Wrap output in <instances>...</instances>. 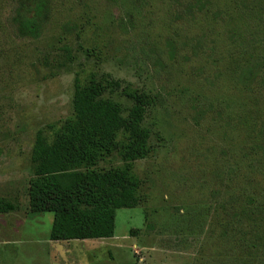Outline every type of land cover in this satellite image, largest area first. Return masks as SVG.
Returning a JSON list of instances; mask_svg holds the SVG:
<instances>
[{
  "label": "rangeland",
  "instance_id": "1",
  "mask_svg": "<svg viewBox=\"0 0 264 264\" xmlns=\"http://www.w3.org/2000/svg\"><path fill=\"white\" fill-rule=\"evenodd\" d=\"M43 4L0 0L1 263L264 264V0ZM76 79L124 118L123 89L148 93L151 152L113 238L53 242L54 214L30 208L31 155L74 123ZM123 166L114 151L96 168Z\"/></svg>",
  "mask_w": 264,
  "mask_h": 264
},
{
  "label": "trees",
  "instance_id": "2",
  "mask_svg": "<svg viewBox=\"0 0 264 264\" xmlns=\"http://www.w3.org/2000/svg\"><path fill=\"white\" fill-rule=\"evenodd\" d=\"M33 23L21 27L23 36L34 34L37 27ZM109 84L120 88L117 82ZM106 88L95 79L87 85L76 79L74 123L52 144L41 133L36 137L31 155L34 175L29 182L30 208L32 213L54 214L53 242L113 238L117 211L139 206L140 183L132 174V163L151 152V134L143 123L153 100L148 93L123 89L133 101L128 117L124 118L121 107L103 97ZM121 132L126 137L119 142ZM114 151L119 153L124 166L98 170L99 161ZM9 212L0 201V214Z\"/></svg>",
  "mask_w": 264,
  "mask_h": 264
}]
</instances>
